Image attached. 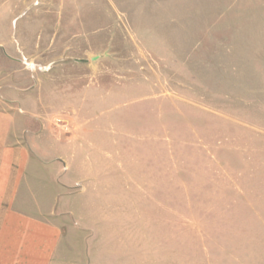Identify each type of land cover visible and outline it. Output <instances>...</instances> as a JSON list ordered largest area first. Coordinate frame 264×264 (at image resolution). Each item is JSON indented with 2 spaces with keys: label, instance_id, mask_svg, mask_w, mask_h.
Wrapping results in <instances>:
<instances>
[{
  "label": "rangeland",
  "instance_id": "1",
  "mask_svg": "<svg viewBox=\"0 0 264 264\" xmlns=\"http://www.w3.org/2000/svg\"><path fill=\"white\" fill-rule=\"evenodd\" d=\"M27 2L43 112L88 125L97 257L264 264V0Z\"/></svg>",
  "mask_w": 264,
  "mask_h": 264
},
{
  "label": "crops",
  "instance_id": "2",
  "mask_svg": "<svg viewBox=\"0 0 264 264\" xmlns=\"http://www.w3.org/2000/svg\"><path fill=\"white\" fill-rule=\"evenodd\" d=\"M32 11L0 0V264H105L100 237L74 221L92 218L88 194L102 185L81 158L88 125L43 112L57 103L19 46L23 28L41 25Z\"/></svg>",
  "mask_w": 264,
  "mask_h": 264
}]
</instances>
